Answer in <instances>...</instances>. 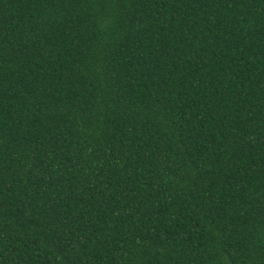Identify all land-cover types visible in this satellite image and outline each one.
Listing matches in <instances>:
<instances>
[{"label":"trees","instance_id":"obj_1","mask_svg":"<svg viewBox=\"0 0 264 264\" xmlns=\"http://www.w3.org/2000/svg\"><path fill=\"white\" fill-rule=\"evenodd\" d=\"M0 264H264V0H0Z\"/></svg>","mask_w":264,"mask_h":264}]
</instances>
